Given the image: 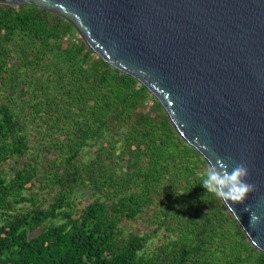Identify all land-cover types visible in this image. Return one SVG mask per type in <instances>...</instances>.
Here are the masks:
<instances>
[{"label":"trees","instance_id":"1","mask_svg":"<svg viewBox=\"0 0 264 264\" xmlns=\"http://www.w3.org/2000/svg\"><path fill=\"white\" fill-rule=\"evenodd\" d=\"M207 167L70 23L0 5V264H264Z\"/></svg>","mask_w":264,"mask_h":264},{"label":"water","instance_id":"2","mask_svg":"<svg viewBox=\"0 0 264 264\" xmlns=\"http://www.w3.org/2000/svg\"><path fill=\"white\" fill-rule=\"evenodd\" d=\"M70 23L87 48L159 103L207 163L244 162L255 185L226 205L264 254V0H0ZM230 204V202H229ZM245 208L248 210L245 211ZM261 219L250 224V214Z\"/></svg>","mask_w":264,"mask_h":264},{"label":"clouds","instance_id":"3","mask_svg":"<svg viewBox=\"0 0 264 264\" xmlns=\"http://www.w3.org/2000/svg\"><path fill=\"white\" fill-rule=\"evenodd\" d=\"M229 170V165L217 158L208 162V167L201 176V186L206 194L201 197L206 201L208 196L222 200L226 205L243 203L248 194L255 191V185L246 181L249 175L248 166L244 162L235 163ZM184 193H179L181 195ZM230 202V204H229ZM248 209L245 208V211ZM261 218L255 213L250 214V224L255 226Z\"/></svg>","mask_w":264,"mask_h":264}]
</instances>
